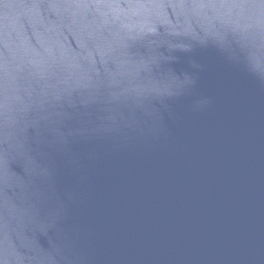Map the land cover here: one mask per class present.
<instances>
[{
  "label": "water",
  "instance_id": "1",
  "mask_svg": "<svg viewBox=\"0 0 264 264\" xmlns=\"http://www.w3.org/2000/svg\"><path fill=\"white\" fill-rule=\"evenodd\" d=\"M249 264H264V222Z\"/></svg>",
  "mask_w": 264,
  "mask_h": 264
}]
</instances>
